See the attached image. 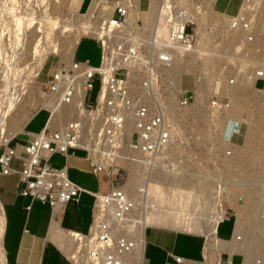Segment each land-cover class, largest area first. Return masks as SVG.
<instances>
[{
	"label": "built area",
	"instance_id": "built-area-1",
	"mask_svg": "<svg viewBox=\"0 0 264 264\" xmlns=\"http://www.w3.org/2000/svg\"><path fill=\"white\" fill-rule=\"evenodd\" d=\"M208 6L205 0H156L148 23L135 0H97L91 14L97 20V32L84 35L98 42V63L71 58L68 64L55 67L41 82L42 98L47 101L38 108L48 111L46 123L23 141L22 154L16 152L17 133L0 142V174H17V192L48 203L55 212L77 200L84 188L70 179L66 165L49 163L52 153L66 156L70 147L82 148L93 171L107 173L110 187L93 192L88 230L75 232L76 249L67 255L72 264H145L144 240L137 238L133 225L137 213L151 202L137 201L115 181L125 162L159 173L176 170L178 112L193 104L195 88L179 87L171 108L165 70L175 55L195 46V26ZM223 28L240 33V53L258 58L253 63L254 86L264 88L255 83L257 78L264 80L262 43L256 39L264 36V0H241ZM96 78L98 89L91 101L89 92ZM227 82L233 84L235 77L229 76ZM12 93L2 80L0 119L8 111ZM206 95L203 105L209 110H223L228 103V98L215 92V85ZM61 105H70L71 115L57 126H48L52 110ZM225 153L230 156L231 150ZM114 166L117 169L112 172ZM230 215L236 217L228 207L217 224ZM233 230L234 225L230 236Z\"/></svg>",
	"mask_w": 264,
	"mask_h": 264
},
{
	"label": "rangeland",
	"instance_id": "rangeland-1",
	"mask_svg": "<svg viewBox=\"0 0 264 264\" xmlns=\"http://www.w3.org/2000/svg\"><path fill=\"white\" fill-rule=\"evenodd\" d=\"M81 1L0 0V82L5 80L7 88L13 92L8 111L5 113V117L0 119L2 122L0 124V141L4 140L6 136L14 135V132L17 133V129L22 131L27 120L40 103L47 101L42 98L44 93L41 82L55 67L70 62L68 52L71 48L73 51L75 50V59L88 58L90 63H98L100 50L95 39L83 37L76 46L80 36L97 32V20L91 18L97 0H92L87 11L84 6L79 8ZM205 1L209 6L202 12L200 20L195 26L194 49L204 50L203 58H207L205 60L207 63L204 66V63L200 64L202 59V61L196 59L198 61H195V67L191 68L193 65L191 64L187 67L189 69H186L190 73H184L183 71L186 70L178 67V70H172V74L174 73L172 76L179 78L181 75L179 87L191 90L194 87L193 76L195 74L203 83L202 92L204 95L212 85L232 86L229 90L233 92L229 91L227 96L231 97L235 106L228 114L235 113V116L232 119L225 116L224 110H209L201 104L202 102L197 103L195 99L193 104L179 110V141L174 147L176 154V170L174 172H179L181 178L171 182L170 178L161 180L159 183L161 190L158 195L156 192H151L153 197H150L151 194L149 197L152 207L146 209L145 212L159 214L165 225H172L171 227L176 229L187 230L189 225L196 224L199 226V230L188 229L187 231L206 235L207 231H210L206 230V228L208 229L207 224L211 225L212 223L211 228L214 231L216 228L214 224L219 218L221 219L223 208H220L219 218H215L216 221L206 217V214H213L214 207L203 206L200 203L201 180L207 181L211 185V177L226 179L230 177L231 179L232 175H236L237 172L243 176V181L239 182L240 190L233 192L229 209H233L237 214L238 218L235 221V229L238 228L237 233L239 235L244 233L247 240L240 238L237 241L235 240L236 235H234L233 239L229 241V250L231 255L234 254L236 257L233 259L231 257L228 262L226 260L227 253L221 251L220 264H241V262L242 264H264V89H254V81L247 80L248 77L253 76V63L257 62L258 58H246L240 53V33H230L223 28L227 16L234 12L240 0ZM135 3L144 20L148 15L149 23L156 6L154 2L152 0H135ZM217 11H222V15ZM260 39L262 43L261 55H263L264 36ZM193 52L195 53V51ZM194 53L190 52L189 56ZM3 75L4 77H2ZM229 76L235 77V82L230 85L227 82ZM211 83L213 84L211 85ZM98 84V79H94L93 88L89 92L91 101L94 100ZM256 85L257 87L264 85V80L259 79ZM168 89L172 90L170 96L171 99H174L175 87ZM222 97L228 98L225 95ZM203 101L205 102L204 98ZM47 117L48 111L40 110L26 128L40 130L46 123ZM238 118L244 119L243 122L246 121L245 129L252 130V146L251 152L246 151L245 156L238 157L232 163L233 155L227 158L222 153L224 147L232 150L224 131L230 123H234ZM60 123L50 121L49 124L47 122V125L57 126ZM24 137H30V135L25 132L17 133L16 141L20 143L16 147L18 154H22ZM122 171H125L124 175L115 181L116 184L128 179L129 169L125 167L120 170V172ZM169 175L167 174L168 177ZM130 178L132 190H129ZM133 180L135 179L130 175L125 189L131 197L135 198L136 188L133 185ZM244 181L247 185L245 187L243 186ZM109 185L110 181L107 179L102 183V191H106ZM223 190L227 193L229 191L227 187H224ZM217 193L220 195V192ZM209 194L212 198L215 196L212 190H209ZM240 196L242 199L239 200ZM223 197V203H225V196ZM139 218L140 216L136 220ZM209 220L212 222L209 223ZM232 225L233 219L230 215L221 223L218 237H229ZM2 228L0 220L1 246ZM248 236L250 237L248 238ZM248 260L250 261L248 262Z\"/></svg>",
	"mask_w": 264,
	"mask_h": 264
},
{
	"label": "crops",
	"instance_id": "crops-1",
	"mask_svg": "<svg viewBox=\"0 0 264 264\" xmlns=\"http://www.w3.org/2000/svg\"><path fill=\"white\" fill-rule=\"evenodd\" d=\"M83 6L87 11L88 0L81 1L79 8ZM83 37L94 39L87 35L80 36L76 46ZM74 54L75 50L71 58H74ZM258 80L259 78L255 83ZM40 110L46 109H36L20 132L31 136L38 131L26 127ZM29 138L24 137V141ZM49 163L56 167L66 165L70 179L84 189L77 200L68 201L61 211L55 212L48 203L18 193L17 174L1 175L0 205L4 218L1 244L5 264H72L67 255L76 249L75 232H86L89 228L93 192H106L109 189L106 191L101 189L102 183L109 180L107 173L104 170L94 172L86 151L82 148L70 147L66 156L54 152L49 156ZM226 206L228 204L224 207ZM231 216L235 222V217ZM223 221L215 228L217 241L216 239L211 241V246L203 233L165 225L146 226L143 231L145 264H220L221 251L227 253L226 260L231 257L233 259L236 255H231L229 250L231 236L218 237V230ZM177 256L181 257L180 261L175 259Z\"/></svg>",
	"mask_w": 264,
	"mask_h": 264
},
{
	"label": "bare ground",
	"instance_id": "bare-ground-1",
	"mask_svg": "<svg viewBox=\"0 0 264 264\" xmlns=\"http://www.w3.org/2000/svg\"><path fill=\"white\" fill-rule=\"evenodd\" d=\"M152 2H154V4L156 5V0H152ZM240 3H241V0L237 4L234 12H236L238 10ZM135 7L137 8L136 5H135ZM234 12H232V13H234ZM146 21L148 22V15L146 17ZM229 32L230 33H235L233 31H229ZM257 36H256V39L257 40L258 39L261 40ZM193 51H195V53ZM190 52H192L194 54L193 55L190 54V56H189ZM68 53H69V55H68L69 59H71V57L73 55V49L71 48ZM203 55H204V50L203 49L196 50V49H194V47L192 49L188 50V51H183V52L178 53L177 55H175V57L172 60V62L170 63V65L165 70L166 71V76H167L165 84H166L167 88L175 87V91H177L178 88H179L178 84L180 82V76H179V78H177V77L174 78L172 76L174 74V73L172 74V70H175L178 67L179 68H184L186 70V69H189V68H187L188 66L193 64V65H191V68H192V66H194L195 61H198L196 59H200V60L202 59L203 61L201 60L202 63H200V64L204 63V66H205V63H207L205 60H207V58L206 59L203 58L204 57ZM200 60H199V62H200ZM184 69H182V70H184ZM183 72H188V71L186 70V71H183ZM196 75H197V73H196ZM193 80H194V88H195V100H196L197 103L202 102L201 104H203L204 103L203 98L206 100V97H207V95H204L203 92H202L203 83L201 82V79L198 76H195V74L193 76ZM247 80L250 81V82H253L254 81V75L252 77H250V78L248 77ZM240 83H239V85H241ZM228 85H230V84H228ZM231 87H228V86L227 87H222L219 84H217L215 86V92L219 96H224L225 95L226 97H228V103L225 104V107H224L223 110L226 113V115H225L226 117H229V118L231 117L233 119V116H235L234 115L235 113H232L231 115L228 114L230 111H232L233 107L235 106V103L233 102L231 97L227 96L228 95L227 93L229 91H230V93L233 92V91L229 90ZM253 88L256 89V90L264 89V88H255L254 83H253ZM199 90H200V92H199ZM171 93H172V90L169 89V96H168V100L169 101L168 102L170 103V107L174 108L175 106L173 105V102H172L173 99H171V96H170ZM71 113H72V107L70 105H61L60 107H56L55 109L52 110V113L50 114V117L48 119V124L50 123V121H52V122L58 121V122L62 123L66 118H68L71 115ZM243 121H244V119L238 118V120H235L234 123H232V124L230 123L229 126L227 127V129H225V131H224L225 136L228 139V143L232 146V150H231L232 154L230 156L225 155L227 147H224L222 149V153L224 154V157H227V158L232 157V155H233V160L231 161L232 163H234L235 159L237 160L238 157L243 156L246 153V151H250L251 152V146H252V142H251L252 141L251 140L252 134H251V132H252V130L251 129L248 130V128L245 129L246 127H245L244 123H246V121L245 122H243ZM246 126H247V124H246ZM18 132H20L19 129H17V133ZM14 134H15V132H14ZM11 135L13 136V134H11ZM12 136H10V135L6 136V138L4 140H2V141L3 142L7 141ZM2 141H0V142H2ZM125 163H126L125 167L128 168L129 171H130V172L128 171L129 172V176L132 175L133 179H135V180H133V183H134L133 185H135V188H136L135 189L136 190L135 199L137 201L142 199L141 200L142 202L143 201L146 202V203L147 202H151V201H149L150 197H153L151 192H156L157 195H158V193L161 190L160 189V185H159L161 180L170 178V182H171V181H178L181 178V174L179 172L172 171L170 175L168 174L169 175V177H168L167 174L159 173L157 170H150V168H148V167L145 168L144 166L143 167L140 166V165L137 166L135 164H134L135 166H133V163H131V162H125ZM116 169H117V167L114 166L112 172H115ZM124 172L122 171V172H120L118 174V179L117 180H119L120 176L124 175ZM235 174L236 175H232L233 177H231V179H230V177L228 179L219 178V177H215V178L211 177L212 178V184L211 185H209V183H207V181L205 182L204 180H201V184L199 186V190H200V192L202 194L201 198H200V200H201L200 203L203 206L214 207L212 209V210H214L212 215H207L206 214L207 218H210L211 220H215L216 221L215 218H219V213L218 212H219L220 208L221 207L223 208L222 209V214L220 213L223 216L224 213L226 212L227 208L231 206L233 192L240 190L239 188H241V186H239V184L242 183V181H243V176L241 174L239 175V173H237V172ZM129 176H128V179H129ZM128 179L126 181H124V180L120 181V183L118 185L116 184L115 186L120 187V188H122L123 190L126 191L125 188H127V187L125 185H126ZM129 182H130L129 183V185H130L129 186V190H132L133 186L131 184V178H130ZM245 185L246 184H245V181H244V185L243 186L245 187ZM224 187H227V189L229 190L228 193L223 190ZM164 189H166V188H164ZM209 190L210 191L211 190L214 191L215 196H213V198H212V196H210ZM187 191H188V189H187ZM217 192H220V195ZM126 193H127V191H126ZM150 194L152 196H150ZM223 196H225V200H226L225 203H223V200H224ZM132 198H134V197H132ZM144 198H146L148 200H145ZM226 204H228V206L224 207ZM151 207H152V202L150 203V205H148L147 207H145L142 210H140L138 212V216H136V218L139 217V216H140V218L135 220V223L133 225L135 234H136L137 238L141 239V242H143V240H144L143 231H144V228L146 226H149V225H165V223H163L161 221V219H160V218H162V216H160L159 214H155L153 212H151V213L150 212H148V213L145 212L146 209H150ZM236 218H238L237 214H236V217H235V221H236ZM3 219L4 218H3V214H2V207L0 205V220L2 222V226H3ZM206 222H207V220H206ZM211 222L212 221H210L209 223H211ZM215 224H217V223H215ZM215 224H214V226H216ZM165 226L171 227L172 225H165ZM207 226H208V229L206 228V230H210V231H207L206 236H207V239L210 242V246H211V241H213L215 239L217 241V238H216L217 236L215 235V230L213 231L212 228H211L212 227V223H211V225L207 224ZM188 229L191 230V231L192 230L196 231V230H199L200 228H199L198 225L195 224L193 226L189 225ZM181 230H185V229H181ZM187 230H185V231H187ZM237 231H238V228L236 227V229H235V222H234L233 234L229 238V240H232L233 236L236 235L235 236V240L238 241L240 238H242V239L244 238V240L246 241L247 240V236L244 235V233L239 235L237 233ZM249 237L250 236H248V238ZM1 238H2V236H1ZM222 240H228V239H222ZM141 246H142V244H141ZM138 247H140V244L137 246V248ZM250 257L247 256V258H249V259H250ZM0 258H1V263L0 264H5L4 252H3V249H2L1 245H0ZM230 259H228L227 261H229ZM249 261L250 260H248V262Z\"/></svg>",
	"mask_w": 264,
	"mask_h": 264
}]
</instances>
